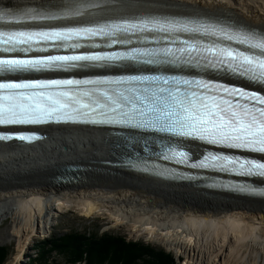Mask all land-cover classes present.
I'll list each match as a JSON object with an SVG mask.
<instances>
[{
  "label": "snow or ice",
  "instance_id": "1",
  "mask_svg": "<svg viewBox=\"0 0 264 264\" xmlns=\"http://www.w3.org/2000/svg\"><path fill=\"white\" fill-rule=\"evenodd\" d=\"M153 3L0 7V141L41 139L26 126H102L126 169L264 197V31ZM191 142L208 146L199 158Z\"/></svg>",
  "mask_w": 264,
  "mask_h": 264
},
{
  "label": "bare ground",
  "instance_id": "2",
  "mask_svg": "<svg viewBox=\"0 0 264 264\" xmlns=\"http://www.w3.org/2000/svg\"><path fill=\"white\" fill-rule=\"evenodd\" d=\"M38 2L0 0V5ZM153 7L224 17L264 31V0H154ZM43 130L47 137L37 143L0 142V223L11 217L19 253L48 231L54 211L77 207L161 236L185 264H264V197L126 169L116 159L115 132L106 127ZM71 165L82 166V176L56 183L57 173Z\"/></svg>",
  "mask_w": 264,
  "mask_h": 264
},
{
  "label": "trees",
  "instance_id": "3",
  "mask_svg": "<svg viewBox=\"0 0 264 264\" xmlns=\"http://www.w3.org/2000/svg\"><path fill=\"white\" fill-rule=\"evenodd\" d=\"M10 254L8 247L0 245V264H5ZM54 254L65 258L66 264H179L162 248L111 233L52 234L37 242L29 257L38 264H54Z\"/></svg>",
  "mask_w": 264,
  "mask_h": 264
},
{
  "label": "rangeland",
  "instance_id": "4",
  "mask_svg": "<svg viewBox=\"0 0 264 264\" xmlns=\"http://www.w3.org/2000/svg\"><path fill=\"white\" fill-rule=\"evenodd\" d=\"M60 163H62V161ZM163 220L165 223L167 222V219L164 218ZM12 228L13 221L11 217H7L0 223V245L6 246L11 250V254L5 264H38L37 262L32 261L29 257V255L35 253L36 243L52 234L66 233L70 231L87 232L92 234L98 233L99 235L111 233L113 235L124 236L128 241H140L156 248H162L166 252L171 253L177 262L185 264L184 256L180 257L177 255L176 251L171 249L166 244V240L161 236L155 238L152 233L145 232L143 229H137L134 225L128 223V221L123 222L112 219L105 214L97 213L88 216L84 211L77 207L54 211L53 216L49 220L48 231L44 234L35 235L26 245V248L22 253H19L16 238L11 236ZM52 259L54 264H66L65 258L60 255L54 254Z\"/></svg>",
  "mask_w": 264,
  "mask_h": 264
},
{
  "label": "water",
  "instance_id": "5",
  "mask_svg": "<svg viewBox=\"0 0 264 264\" xmlns=\"http://www.w3.org/2000/svg\"><path fill=\"white\" fill-rule=\"evenodd\" d=\"M69 168H70V167H69ZM70 169H72V168H70ZM74 169H76V168H74ZM81 176H82V174L80 173V174L78 175V177H76L75 180H77V179L80 178ZM54 179H55V182H56V183H64V182H66L64 176L62 175L61 170L57 173V176H55Z\"/></svg>",
  "mask_w": 264,
  "mask_h": 264
}]
</instances>
